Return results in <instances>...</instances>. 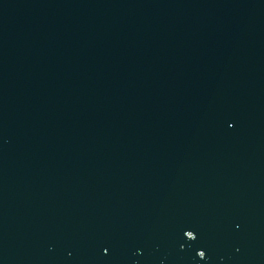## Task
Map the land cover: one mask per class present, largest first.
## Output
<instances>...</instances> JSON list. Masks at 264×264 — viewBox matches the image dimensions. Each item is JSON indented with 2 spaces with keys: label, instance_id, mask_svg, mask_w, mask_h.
Instances as JSON below:
<instances>
[{
  "label": "water",
  "instance_id": "95a60500",
  "mask_svg": "<svg viewBox=\"0 0 264 264\" xmlns=\"http://www.w3.org/2000/svg\"><path fill=\"white\" fill-rule=\"evenodd\" d=\"M0 264H264V0H0Z\"/></svg>",
  "mask_w": 264,
  "mask_h": 264
},
{
  "label": "snow or ice",
  "instance_id": "6c2138e0",
  "mask_svg": "<svg viewBox=\"0 0 264 264\" xmlns=\"http://www.w3.org/2000/svg\"><path fill=\"white\" fill-rule=\"evenodd\" d=\"M190 235H193V233L191 231L188 232ZM199 255L203 256L204 253L203 252H200Z\"/></svg>",
  "mask_w": 264,
  "mask_h": 264
}]
</instances>
